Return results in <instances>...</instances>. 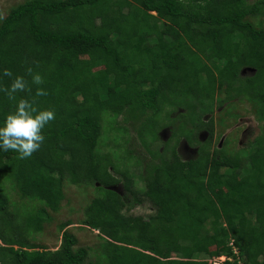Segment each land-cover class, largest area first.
Returning a JSON list of instances; mask_svg holds the SVG:
<instances>
[{
    "label": "trees",
    "instance_id": "16d2710c",
    "mask_svg": "<svg viewBox=\"0 0 264 264\" xmlns=\"http://www.w3.org/2000/svg\"><path fill=\"white\" fill-rule=\"evenodd\" d=\"M262 15L264 0H23L0 15V70L24 76L30 91L18 97L55 112L31 156L0 152V264L85 262L70 222L56 249L30 241L59 210L66 181L97 191L82 223L102 240L98 264H264V128L229 154L209 147L214 119L203 118L224 92L264 124V24L253 20ZM9 83L0 76V88ZM37 87L47 95L35 97ZM13 103L0 93V120ZM111 119L144 144L162 122L197 149L182 159L175 147L148 148L137 190L100 148L105 130L121 129ZM3 177L43 206L12 211ZM142 199L153 213L129 214Z\"/></svg>",
    "mask_w": 264,
    "mask_h": 264
},
{
    "label": "rangeland",
    "instance_id": "374dc122",
    "mask_svg": "<svg viewBox=\"0 0 264 264\" xmlns=\"http://www.w3.org/2000/svg\"><path fill=\"white\" fill-rule=\"evenodd\" d=\"M21 1L23 0H0V15L5 16L12 6ZM253 20L256 23L262 21L264 24V15L253 18ZM77 62H88V58L85 55L77 56ZM244 71L248 74L253 70L252 68H247ZM217 97L213 112H208L203 116L204 119H208L210 116H213L214 119L215 131L209 147H223L227 153L233 154L235 151L240 150L248 140L260 134L264 124L256 118L254 107L249 102H241L235 97L229 98L224 92L220 93L219 96L217 95ZM164 110V112L171 111V107L166 106ZM177 111L178 108L173 114H176ZM111 120L116 127L122 125L119 127L121 129L105 130V135L100 142V148L103 152H109L116 164L115 166L129 172L134 178V185L137 190H141L144 187L141 176L144 172L143 161L151 159L148 148L153 151L166 147L164 150L167 156L170 149L175 147L182 159L192 157L197 149V144L191 145L183 136H173L170 126L164 125L162 122L159 123L156 129V138L152 139L153 136L146 137V144H144L132 124L128 126V123H117L116 120ZM105 128L108 127L106 126ZM199 137L205 141L208 138L206 131H201ZM164 141H168L167 145L164 144ZM2 181L5 184L3 191L9 197L12 211H16L17 207H19L20 212L25 213V210L43 206L39 201L24 197L13 181L4 177ZM115 190L123 196L128 204L131 203V195L125 191L122 184L116 185ZM63 192L64 197L59 210H48L51 219L44 223L42 231L33 233L30 236V241L40 243L49 249H56L61 242V224L70 222L66 229L77 238L78 242L74 247L83 246L89 250V254L83 264H98L96 252L100 249L102 240L97 230L90 229L82 223L85 218V207L97 195V191L94 185L86 182L73 184L66 181L63 186ZM153 211L154 205L147 199H142L140 203L132 204L127 210L129 214L141 215L145 218Z\"/></svg>",
    "mask_w": 264,
    "mask_h": 264
},
{
    "label": "clouds",
    "instance_id": "9594fccd",
    "mask_svg": "<svg viewBox=\"0 0 264 264\" xmlns=\"http://www.w3.org/2000/svg\"><path fill=\"white\" fill-rule=\"evenodd\" d=\"M26 72L31 76L32 84L43 83L39 72H34L31 67ZM0 76L10 78L7 88H0V93L14 102L11 110L0 120V152L11 150L24 159L41 147L45 139L42 130L55 118V112L51 108L40 107L34 99L17 96L18 93L30 91L24 76H14L7 68L0 70ZM46 95L44 88L35 89V97Z\"/></svg>",
    "mask_w": 264,
    "mask_h": 264
},
{
    "label": "built area",
    "instance_id": "2783aa9c",
    "mask_svg": "<svg viewBox=\"0 0 264 264\" xmlns=\"http://www.w3.org/2000/svg\"><path fill=\"white\" fill-rule=\"evenodd\" d=\"M216 264H218V263H216Z\"/></svg>",
    "mask_w": 264,
    "mask_h": 264
}]
</instances>
